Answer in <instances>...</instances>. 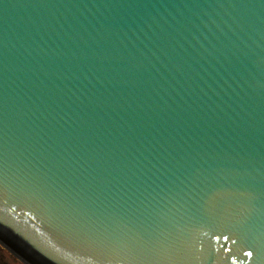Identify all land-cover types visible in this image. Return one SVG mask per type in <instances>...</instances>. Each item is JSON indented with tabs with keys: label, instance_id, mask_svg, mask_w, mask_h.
<instances>
[{
	"label": "water",
	"instance_id": "1",
	"mask_svg": "<svg viewBox=\"0 0 264 264\" xmlns=\"http://www.w3.org/2000/svg\"><path fill=\"white\" fill-rule=\"evenodd\" d=\"M0 247L264 264V0H0Z\"/></svg>",
	"mask_w": 264,
	"mask_h": 264
},
{
	"label": "rangeland",
	"instance_id": "2",
	"mask_svg": "<svg viewBox=\"0 0 264 264\" xmlns=\"http://www.w3.org/2000/svg\"><path fill=\"white\" fill-rule=\"evenodd\" d=\"M0 264H22V263L0 247Z\"/></svg>",
	"mask_w": 264,
	"mask_h": 264
},
{
	"label": "snow or ice",
	"instance_id": "3",
	"mask_svg": "<svg viewBox=\"0 0 264 264\" xmlns=\"http://www.w3.org/2000/svg\"><path fill=\"white\" fill-rule=\"evenodd\" d=\"M248 255H249V256H251V255H252V253H251V252H249V253H248Z\"/></svg>",
	"mask_w": 264,
	"mask_h": 264
}]
</instances>
